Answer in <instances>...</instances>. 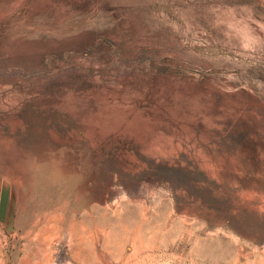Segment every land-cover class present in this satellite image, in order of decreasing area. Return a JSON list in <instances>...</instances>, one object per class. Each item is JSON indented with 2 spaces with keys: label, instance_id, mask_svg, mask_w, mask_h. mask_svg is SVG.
Masks as SVG:
<instances>
[{
  "label": "rangeland",
  "instance_id": "374dc122",
  "mask_svg": "<svg viewBox=\"0 0 264 264\" xmlns=\"http://www.w3.org/2000/svg\"><path fill=\"white\" fill-rule=\"evenodd\" d=\"M156 212L264 264V0H0V264H116Z\"/></svg>",
  "mask_w": 264,
  "mask_h": 264
},
{
  "label": "bare ground",
  "instance_id": "6f19581e",
  "mask_svg": "<svg viewBox=\"0 0 264 264\" xmlns=\"http://www.w3.org/2000/svg\"><path fill=\"white\" fill-rule=\"evenodd\" d=\"M134 111L136 112V110ZM145 132L147 131L145 130ZM142 207L145 208L144 206ZM154 214V218L148 221V225H151L152 230H148L144 237L140 236L138 238V236H136L137 234L134 233L128 237L124 243V248L130 249V252H124L121 257L117 258L116 264H185L187 257L181 250L185 245V240L188 239L195 240L196 244L199 243L201 245V247H196L191 251L193 259L192 263L190 264H203L204 262L213 263L216 260L215 251L213 248V241L215 238L213 233H209L207 237H203L200 235L199 231L192 233L185 229L184 224L186 221H188V219L175 221L176 219L172 214H168L166 217H160L158 212Z\"/></svg>",
  "mask_w": 264,
  "mask_h": 264
}]
</instances>
